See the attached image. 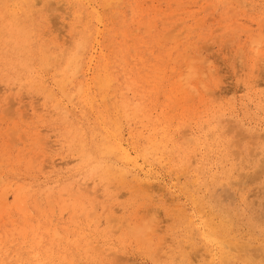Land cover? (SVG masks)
I'll return each mask as SVG.
<instances>
[{
	"label": "rangeland",
	"instance_id": "374dc122",
	"mask_svg": "<svg viewBox=\"0 0 264 264\" xmlns=\"http://www.w3.org/2000/svg\"><path fill=\"white\" fill-rule=\"evenodd\" d=\"M263 37L264 0H0V264H264Z\"/></svg>",
	"mask_w": 264,
	"mask_h": 264
},
{
	"label": "bare ground",
	"instance_id": "6f19581e",
	"mask_svg": "<svg viewBox=\"0 0 264 264\" xmlns=\"http://www.w3.org/2000/svg\"><path fill=\"white\" fill-rule=\"evenodd\" d=\"M264 38V37H263ZM59 40V39H58ZM254 42H257V41H254ZM258 42H259V40H258ZM257 44V43H256ZM257 46V45H256ZM255 46V47H256ZM69 60V64H68V67H69V71H68V78L69 77H73L74 76V74H76V72H77V63H78V60L76 59V55H74L73 57H71V58H69L68 59ZM67 67V68H68ZM67 68H66V70H67ZM184 80H186V79H184ZM188 80V79H187ZM187 82H190V79H189V81H187ZM64 84H66V83H64ZM185 84H186V82H185ZM190 88H191V86H189ZM188 87V88H189ZM207 135H209V134H207ZM174 159V158H173ZM234 172V171H233ZM26 223V222H25ZM20 229H23V228H20ZM21 232H24L23 230L21 231ZM25 235V234H24ZM37 238V237H36Z\"/></svg>",
	"mask_w": 264,
	"mask_h": 264
}]
</instances>
